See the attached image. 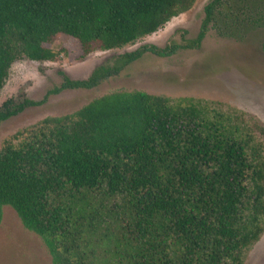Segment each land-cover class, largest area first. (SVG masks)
<instances>
[{
  "label": "trees",
  "instance_id": "1",
  "mask_svg": "<svg viewBox=\"0 0 264 264\" xmlns=\"http://www.w3.org/2000/svg\"><path fill=\"white\" fill-rule=\"evenodd\" d=\"M197 0H0V92L14 63L54 62L56 42L82 58L157 33ZM264 0H212L198 36L144 45L65 79L91 90L152 54L202 45L213 29L245 41ZM40 102L11 98L0 125ZM11 207L52 264H244L264 235V125L221 102L118 91L4 140L0 224Z\"/></svg>",
  "mask_w": 264,
  "mask_h": 264
},
{
  "label": "rangeland",
  "instance_id": "2",
  "mask_svg": "<svg viewBox=\"0 0 264 264\" xmlns=\"http://www.w3.org/2000/svg\"><path fill=\"white\" fill-rule=\"evenodd\" d=\"M212 0H197L194 7L174 18L157 33L122 49L97 51L82 58L78 43L56 42L61 52L54 62L24 59L14 63L0 92V107L11 98L40 102L0 125V150L16 132L47 117L73 113L94 99L118 91H143L177 98L221 102L243 111L264 125V24L252 30L245 41L220 37L211 29L199 48H181L171 57L152 54L126 67L118 76L91 90L58 91L65 79H88L94 70L111 64L120 55L144 45L166 47L172 40H194ZM0 264H52L42 239L22 225L11 207L4 208L0 224ZM244 264H264V235L249 251Z\"/></svg>",
  "mask_w": 264,
  "mask_h": 264
}]
</instances>
